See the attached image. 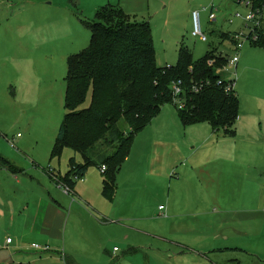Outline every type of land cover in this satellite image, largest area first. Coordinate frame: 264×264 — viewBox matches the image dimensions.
Returning a JSON list of instances; mask_svg holds the SVG:
<instances>
[{
  "label": "rangeland",
  "instance_id": "1",
  "mask_svg": "<svg viewBox=\"0 0 264 264\" xmlns=\"http://www.w3.org/2000/svg\"><path fill=\"white\" fill-rule=\"evenodd\" d=\"M106 6L122 9L131 21L149 23L159 67L175 65L181 46L192 51L194 61L211 49L230 56L234 53L233 41L221 34L247 31L244 21L234 16L236 12L243 16L247 12L237 0H0V30L8 29L28 36L34 55L31 66L25 70L30 75L26 87L28 93L15 95L16 88L11 81V85L3 82L10 93L2 97L7 91L4 94L0 91V147L3 151L9 153L7 145L27 158L29 154L19 146V141L29 144L32 156L40 155L44 145L52 144L53 147L65 115L68 57L88 46L91 34L87 23H92L95 14ZM211 6L215 9L214 21H210L209 12L202 9ZM192 8L201 10L200 24L206 41L192 35V18L190 13L187 15ZM240 40L244 43L239 53L240 62L234 70L224 73L225 77L234 80L239 103L235 136H224L221 130L214 131L204 121L185 124L173 101L163 104L158 114L132 137L126 159L115 175V194L119 191L117 200H114L115 194L113 200L105 198L101 187L99 203L104 204L101 211L89 210L92 218L81 209L72 211L75 218L74 215L71 217V235L81 239L79 243L85 250L96 251V246L102 250L101 259H91L89 263L174 264L172 256L184 253L185 249L171 244L172 221L153 213L159 204L181 213L177 218H185V213L193 212L198 204L203 210H209L210 217L221 212L233 214L221 206V203L229 204L228 193L219 199L197 191L198 180L206 178V173L197 172L199 170L208 171L216 186L222 187L224 192L231 181L254 190L256 205L264 216V48L260 44L244 42L241 37ZM221 67L223 64L217 66ZM0 68L5 74L9 63ZM88 103L89 98L84 105ZM124 128L129 133L127 127ZM107 149L100 146L91 154L92 159L99 163L103 154L113 151ZM62 153L53 160L56 168L58 162L62 165L72 154L76 163L83 161L68 147ZM47 155L45 151L43 156ZM182 161L189 167H196L197 171L185 170L179 178L176 174L180 172ZM91 173L103 182L104 174L98 166H89L84 179H89ZM64 195L67 194L64 192ZM121 212L136 219L119 220L117 217ZM123 225L155 236L148 238ZM10 231L9 226H0V239L5 240ZM226 236L230 239L227 249L210 260L218 264H264V218H258L254 234L252 232L246 238L236 232H227ZM220 243L221 238L217 240V244ZM127 244L135 251L131 249L121 258L127 251ZM114 245L121 249L118 260L112 253ZM23 249L24 253L35 252L27 247Z\"/></svg>",
  "mask_w": 264,
  "mask_h": 264
},
{
  "label": "trees",
  "instance_id": "2",
  "mask_svg": "<svg viewBox=\"0 0 264 264\" xmlns=\"http://www.w3.org/2000/svg\"><path fill=\"white\" fill-rule=\"evenodd\" d=\"M87 26L91 34L88 46L67 60L65 115L51 150V159L59 158L68 147L83 160L79 164L74 158L70 160V171L63 181L67 185L74 184V176L83 177L89 166L105 165L102 195L113 200L115 175L126 159L134 133L173 100V82L180 81L183 89V123L204 121L214 131L235 135L239 103L235 92L226 94L216 86L222 77L216 68L226 62L216 49L194 61L192 51L181 46L175 65L159 67L148 22L131 21L122 9L106 6ZM221 37L230 39L225 33ZM251 43L264 48V36ZM209 60H214L213 65ZM205 80L210 85L194 93L192 86ZM100 146L113 151L103 154L97 163L91 154ZM0 164L12 168L1 156Z\"/></svg>",
  "mask_w": 264,
  "mask_h": 264
},
{
  "label": "crops",
  "instance_id": "3",
  "mask_svg": "<svg viewBox=\"0 0 264 264\" xmlns=\"http://www.w3.org/2000/svg\"><path fill=\"white\" fill-rule=\"evenodd\" d=\"M192 10L195 8L188 10L187 15L191 14ZM33 59L34 55L31 53L28 36L13 33L8 29L0 30V67H6V63H9V69L5 74L0 68V91L3 94L5 90L7 91L2 97L10 93L3 82L14 83L12 86L16 88L15 95L28 93L26 87L29 84L30 75L25 70L31 66ZM9 73L12 74L7 77ZM5 146L9 149V153L0 147V155L11 164L12 168L8 169L0 164V226H9L12 231H10V236L5 237V240L0 239V250H9L13 261L11 264H91L89 260L101 259V247L99 249L96 246V251L91 252L85 250L79 243L81 239L71 235L73 226L71 227L70 224L71 217L74 215L75 218L73 210L81 209L90 218L92 217L89 215V210L101 211L104 204L99 203V198L102 197L100 191L103 182L91 173L89 179L85 180L83 177L80 184L74 183L69 186L72 192L67 194L68 196L64 195L60 183H65L63 181L70 171V160L75 158L73 154L70 158L67 156L62 165L58 162L59 166L57 165L58 168H56L54 159L49 156L52 144L44 145V148H40V155L32 156L28 150L30 149L29 144L19 141V146L30 155L26 156L27 158H23L19 152ZM45 151L47 156H43ZM180 163V172L176 174L179 178L185 170L187 172H189L188 169L197 171L196 167H189L187 162ZM197 172L206 173L205 179L198 180L197 191L206 197H218L219 199L223 194L228 193L229 204L221 203V206L233 211V214L221 212L210 217L209 210H203L202 206L197 203L193 212L187 211L185 218H177L181 213L170 206L159 204L153 213H157L159 218L163 217L166 221H172L174 225L171 231L174 234H169V237H172L171 244L176 248L185 249L184 253L180 252L172 256L174 264H218L210 258L221 256L222 252L227 249L230 239L226 233L236 232L238 236L246 238L252 232L254 234L258 218H264L262 210L256 205L254 190L249 187L245 189L240 183L235 184L231 181L227 186V191L224 192L222 187L216 186L208 171L199 170ZM118 192L117 190L114 200H117ZM159 206H163V209L160 210ZM117 219L128 222L135 220L136 217L121 212ZM150 219L153 218L150 217ZM123 226L125 229L141 233L148 238L155 236L140 231L134 226ZM7 238H11L10 243H6ZM219 238H221V243L217 244ZM209 240L213 243L210 244ZM33 243L47 245L49 249L36 250L31 246ZM25 247L35 252L24 253L23 248ZM114 247L117 246L112 247L116 260L129 254L131 249L132 252L135 251L131 244H127L126 253L118 257L117 254L121 249L118 248V251L114 253Z\"/></svg>",
  "mask_w": 264,
  "mask_h": 264
},
{
  "label": "built area",
  "instance_id": "4",
  "mask_svg": "<svg viewBox=\"0 0 264 264\" xmlns=\"http://www.w3.org/2000/svg\"><path fill=\"white\" fill-rule=\"evenodd\" d=\"M237 3L242 4L245 8H247L246 14L243 16L241 13L236 12L235 17L241 18L244 21V27L247 30L246 32L240 31V33H234L233 35H230V39L233 41L234 44V53L230 56L224 55L222 52H220V56L225 58L226 62L223 64V67L216 68V73L220 74L222 77L216 81V86L223 89V91L226 94L233 93L234 92V80L229 79L224 76V73H227L231 70H234L238 62L240 60V50L243 48V41L240 40V37L244 39L245 41L249 42H256L258 41L261 36H264V0H237ZM203 10L209 12V20L214 21L216 18V14L214 13L215 9L213 6L211 7H202ZM200 11L201 10H192L191 12V18H192V35L199 38L202 41H206V36L202 33L201 30V24H200ZM232 23V21H229ZM214 60H209L208 64L213 65ZM210 85L208 80H205L204 82H197L192 86V91L194 93H198L201 91L204 86ZM171 91H172V98L174 105H177L179 110H182L185 107V100L183 95V89L181 87V82H173L171 85ZM12 146H14L12 144ZM101 172L103 173L105 171V165H102L100 167ZM83 177H77L74 176L73 179L75 180H82ZM60 187L64 189V192L66 194H69L71 191V188L66 183H60ZM159 209L162 210L163 206H159ZM11 238L6 239V243H10ZM32 248L36 250H48L49 247L47 245H40L33 243ZM118 251V247L113 248V252L115 253Z\"/></svg>",
  "mask_w": 264,
  "mask_h": 264
},
{
  "label": "water",
  "instance_id": "5",
  "mask_svg": "<svg viewBox=\"0 0 264 264\" xmlns=\"http://www.w3.org/2000/svg\"><path fill=\"white\" fill-rule=\"evenodd\" d=\"M13 261L10 258V252L8 249L0 250V264H11Z\"/></svg>",
  "mask_w": 264,
  "mask_h": 264
}]
</instances>
